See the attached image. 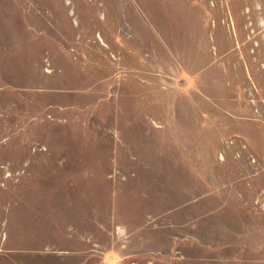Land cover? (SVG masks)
Here are the masks:
<instances>
[{"label": "rangeland", "instance_id": "rangeland-1", "mask_svg": "<svg viewBox=\"0 0 264 264\" xmlns=\"http://www.w3.org/2000/svg\"><path fill=\"white\" fill-rule=\"evenodd\" d=\"M0 264H264V0H0Z\"/></svg>", "mask_w": 264, "mask_h": 264}, {"label": "crops", "instance_id": "crops-1", "mask_svg": "<svg viewBox=\"0 0 264 264\" xmlns=\"http://www.w3.org/2000/svg\"><path fill=\"white\" fill-rule=\"evenodd\" d=\"M33 207H35V206H33ZM33 213L35 214V209H33ZM34 216H35V215H34ZM34 216H33V217H34ZM229 217H230V219H232V218H233V214L230 213V216H229Z\"/></svg>", "mask_w": 264, "mask_h": 264}]
</instances>
